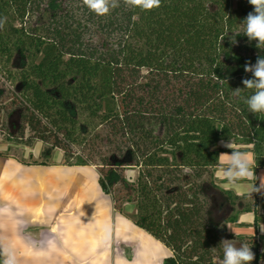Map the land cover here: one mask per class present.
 Wrapping results in <instances>:
<instances>
[{
    "label": "trees",
    "instance_id": "1",
    "mask_svg": "<svg viewBox=\"0 0 264 264\" xmlns=\"http://www.w3.org/2000/svg\"><path fill=\"white\" fill-rule=\"evenodd\" d=\"M250 11L248 0H162L100 17L82 0H0L18 132L43 143L39 156L17 159L53 165L63 150L61 164H96L115 209L169 248L163 264H218L221 238H234L228 224H246L218 210L247 197L214 176L216 157L230 151L220 141L253 145L256 171L264 167V114L249 111L251 90L234 91L251 78L246 61L264 56L240 34ZM241 243L263 264L257 238Z\"/></svg>",
    "mask_w": 264,
    "mask_h": 264
},
{
    "label": "crops",
    "instance_id": "2",
    "mask_svg": "<svg viewBox=\"0 0 264 264\" xmlns=\"http://www.w3.org/2000/svg\"><path fill=\"white\" fill-rule=\"evenodd\" d=\"M56 161L29 165L0 155V245L14 250L17 264L164 263L165 244L115 209L93 165ZM256 173L264 174V167ZM245 195L254 198L252 210L231 206L229 215L246 224L229 223L228 228L238 236L258 237L260 243L264 240V195ZM238 236L231 238L235 244Z\"/></svg>",
    "mask_w": 264,
    "mask_h": 264
},
{
    "label": "clouds",
    "instance_id": "3",
    "mask_svg": "<svg viewBox=\"0 0 264 264\" xmlns=\"http://www.w3.org/2000/svg\"><path fill=\"white\" fill-rule=\"evenodd\" d=\"M121 3L131 10L151 11L160 8L162 0H82L83 6L100 17L119 8ZM248 3L252 6V11L241 22L240 34L245 35L249 42L255 41L256 47L264 50V0H248ZM6 21L7 17H0V30L4 28ZM232 43L235 44L236 40ZM244 71L251 73V78H243L244 87H238L234 91L238 94L241 89L251 90L245 101L249 111L264 114V56H258L254 64L246 61ZM220 145L230 150L220 152L216 157L214 176L223 182L221 187L241 196L245 192L248 195H264V174L258 176L256 173L258 163L251 150L253 145H238L231 139L221 140ZM245 181L255 183H243ZM229 230L235 238L239 235L234 229ZM219 246L223 255L218 264H253L256 259L253 247L247 243L237 246L234 239L221 238ZM0 257H3L2 264H17L16 254L9 246L0 245Z\"/></svg>",
    "mask_w": 264,
    "mask_h": 264
},
{
    "label": "rangeland",
    "instance_id": "4",
    "mask_svg": "<svg viewBox=\"0 0 264 264\" xmlns=\"http://www.w3.org/2000/svg\"><path fill=\"white\" fill-rule=\"evenodd\" d=\"M2 65L3 62L0 60V89H3V95L0 97V152H7L16 158L29 160L31 159V154L36 157L39 156L43 143L35 138L25 139L18 132L20 125L19 112L16 105L12 103V98L15 96V84L5 77V74L1 70ZM74 151L78 154L83 153L80 146L74 147ZM63 157V150H57L53 158L54 160L62 161ZM71 161H75V158H72ZM93 166L97 169L96 164ZM0 172L2 173L3 171ZM128 175L135 176L136 171L128 170ZM215 196H219V194L215 193ZM218 203L220 204V199ZM245 205L254 206V198L247 196L246 198L240 199L235 209L238 210ZM231 212V206L229 207L228 205H224V207L222 205V209L220 208L218 210L219 216L221 217L222 215H229ZM125 217L130 219L126 215ZM260 241V245L264 247V240L261 238ZM164 252L165 256H168L169 251L167 248H165Z\"/></svg>",
    "mask_w": 264,
    "mask_h": 264
}]
</instances>
